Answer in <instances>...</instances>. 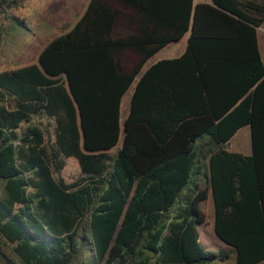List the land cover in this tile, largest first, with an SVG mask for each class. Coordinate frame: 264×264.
I'll list each match as a JSON object with an SVG mask.
<instances>
[{
    "label": "trees",
    "instance_id": "obj_1",
    "mask_svg": "<svg viewBox=\"0 0 264 264\" xmlns=\"http://www.w3.org/2000/svg\"><path fill=\"white\" fill-rule=\"evenodd\" d=\"M24 1L0 0V44ZM209 1L88 0L36 63L0 71V250L12 264L223 259L198 240L209 193L234 264L264 261V0ZM118 20L133 32L112 38ZM185 34L179 57L142 70ZM243 126L251 153L226 150Z\"/></svg>",
    "mask_w": 264,
    "mask_h": 264
},
{
    "label": "rangeland",
    "instance_id": "obj_2",
    "mask_svg": "<svg viewBox=\"0 0 264 264\" xmlns=\"http://www.w3.org/2000/svg\"><path fill=\"white\" fill-rule=\"evenodd\" d=\"M88 0H26L18 8L11 11V15L18 23L9 24L7 35L0 44V71L12 70L18 67L36 63L37 54L42 47L52 38L69 30L78 20ZM21 21V22H19ZM116 22L115 29L119 30ZM7 27V26H6ZM173 49L160 51L156 58H169ZM171 56V55H170ZM122 66L131 62V58L119 57ZM153 60V58H152ZM151 61V60H150ZM150 62H146L147 65ZM145 69V66L142 70ZM134 87V82L123 95L120 102V123L126 113L129 96ZM244 145L249 146V128L241 127L233 136ZM246 143V144H245ZM120 147V139L110 153L115 155ZM79 175V169L73 158L64 159V167L59 176L65 183H70ZM204 212V223L198 226L199 242L201 246L214 253H221L223 259L214 260L209 264H234L235 254L231 246L217 238L212 231V213L208 204L200 205ZM256 264H264L259 261Z\"/></svg>",
    "mask_w": 264,
    "mask_h": 264
},
{
    "label": "crops",
    "instance_id": "obj_3",
    "mask_svg": "<svg viewBox=\"0 0 264 264\" xmlns=\"http://www.w3.org/2000/svg\"><path fill=\"white\" fill-rule=\"evenodd\" d=\"M210 1L209 0H193V3L194 4H197V3H209ZM114 7H117V8H121L120 6L114 4ZM121 20H118V22H120ZM118 24V23H117ZM118 28L119 30L116 31L114 30L115 29V25L113 26L112 28V31H111V37L112 38H119V37H124L128 34H131L133 32V30L131 28H128L125 26V24L123 23H119L118 24ZM256 31H257V34H258V48H259V51H260V54L262 56V61L264 63V26L263 25H260L258 28H256ZM187 37H188V34H185L182 38H180L177 42H173L171 44H168L166 46H164L163 48L159 49L153 56H151V58L147 61V62H150L148 63L147 65L144 64L145 66V69L148 68L150 65L154 64L155 62L157 61H160V60H168V59H174V58H177L179 57L182 52L184 51L185 49V46H186V40H187ZM173 49V52L167 56L169 58H165V59H159V58H156L154 59V57H156V55L162 51V50H168V49ZM119 57H122V58H131V62H127L125 61L126 63L122 66V63L120 62V65L121 67L124 69V70H130L131 67L134 65V63L137 61V55L132 52V51H129V50H126L124 52H122ZM153 58V60H152ZM151 60V61H150ZM143 66V67H144ZM129 100V99H128ZM127 107H128V104H127ZM127 112V110H126ZM126 115V113L122 116V118H124ZM123 120V119H122ZM249 128V127H248ZM238 132V131H237ZM236 132V133H237ZM235 135V134H234ZM233 135V136H234ZM249 135H250V129H249ZM231 137V139L228 141V146L226 145V150L228 151H231V152H241V153H244V155H247V154H250L251 153V146H250V140H249V146H246L244 145V143H241L237 140H233L234 137ZM246 144V143H245ZM205 204H208L209 206V211L211 210V213H212V217H213V205H212V200H211V197H210V193H209V196L208 198L203 202V203H200L199 204V209H200V205H204ZM200 212L204 215V212L203 210H200ZM197 231H198V227H197ZM198 240H199V233H198Z\"/></svg>",
    "mask_w": 264,
    "mask_h": 264
},
{
    "label": "water",
    "instance_id": "obj_4",
    "mask_svg": "<svg viewBox=\"0 0 264 264\" xmlns=\"http://www.w3.org/2000/svg\"><path fill=\"white\" fill-rule=\"evenodd\" d=\"M228 146V144H226ZM0 259L3 262V264H12L11 261L3 254V252L0 250Z\"/></svg>",
    "mask_w": 264,
    "mask_h": 264
}]
</instances>
